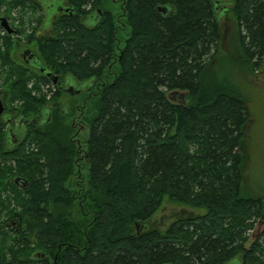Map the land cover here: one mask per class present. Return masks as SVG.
<instances>
[{"label": "trees", "instance_id": "16d2710c", "mask_svg": "<svg viewBox=\"0 0 264 264\" xmlns=\"http://www.w3.org/2000/svg\"><path fill=\"white\" fill-rule=\"evenodd\" d=\"M66 2L51 35L36 34L39 17L26 40L58 80L92 83L72 114L58 87L49 100L31 94L9 36L0 47L8 102L23 101L0 117V264H264V197L243 185L250 113L235 78L264 61V0L231 1L237 34L225 55L237 68L223 81L212 72L219 1L120 0L118 14L107 0ZM87 102L81 146L71 121ZM18 116L22 140L9 136ZM166 199L203 212L154 227Z\"/></svg>", "mask_w": 264, "mask_h": 264}, {"label": "rangeland", "instance_id": "374dc122", "mask_svg": "<svg viewBox=\"0 0 264 264\" xmlns=\"http://www.w3.org/2000/svg\"><path fill=\"white\" fill-rule=\"evenodd\" d=\"M43 4L46 6V9L39 8L37 0H29L23 5H19L16 8L11 9L10 11L5 8V5L0 7V15H4L6 17L11 18L12 24L16 28H20V36L10 35L9 39L13 41H17L19 39L22 48H30L34 52H36L35 45L27 43V35L30 34V31L37 26V20L41 17V22L38 26L44 27L46 22L47 15L50 16L51 12L57 8L56 0H41ZM219 1V7L223 6L225 11L223 14L218 16L219 27H220V49L219 53L220 57L217 58L216 62L212 66L213 78L217 80H222L226 74H231L234 77L235 70L237 66L232 64L230 60L225 55V50L230 49L234 46V40L236 38L237 29H236V21L235 16L231 11L232 0H217ZM51 5V6H50ZM107 8H110L114 14L120 13V0H107L106 4ZM7 10V12H4ZM222 8L218 10V13L221 12ZM47 11V13H46ZM14 23H13V20ZM84 22L88 25L93 24V18H86ZM118 26H120L121 33L119 36L123 38L127 34V28L125 27L124 21L122 17L118 18ZM48 26L46 25V28ZM37 29V30H39ZM49 27L46 29L48 30ZM44 33V32H42ZM4 38L6 35L0 31V47L1 50H4ZM14 53H16V58L18 59L21 55L20 52L15 49ZM34 57V56H33ZM13 58L14 62H18L20 60L23 64V67L27 69V75L29 78L26 80V85L29 90H31V94L35 96H39L43 94V97L46 100L50 99L51 94L55 91V85L51 82H45L44 80L38 78V75L41 74L38 69H33L26 64L21 59ZM43 66V65H42ZM45 67V66H44ZM46 68V67H45ZM2 71H0V89H7L9 91V80H8V69L7 66L5 68L0 67ZM47 69V68H46ZM49 70V69H47ZM50 71V70H49ZM12 78V77H11ZM65 78H69V82L75 83L76 88H83L86 86L87 81H78L73 76L67 75ZM236 82L241 87V94L245 96L247 100V105L250 113L249 120L246 125L245 130V143H246V158H245V169L244 173V188L245 191L251 195H259L264 197V61L258 70L248 69L246 71H238L236 73ZM65 80V81H67ZM223 81V80H222ZM52 84V85H51ZM77 85V86H76ZM84 89V88H83ZM7 93V91H5ZM69 96V95H68ZM71 100L68 102V107L71 111V114L77 109V105H81V101L86 96V92L82 91L80 95L72 94ZM65 96H61L60 100L64 103V108H66V100ZM23 101L21 99H15L12 103L8 102V108H16L19 107ZM91 102H87L84 108V115L82 118L79 116H75V124L71 121V124L75 126L77 130L74 135L79 139L81 146L84 145V139L86 136V123L87 116L91 114L90 109ZM89 108V109H88ZM82 107L79 108L81 111ZM11 116V114H10ZM79 120H82L80 122ZM78 127L81 129L79 131ZM10 137L16 139L18 137L19 140H22L25 136V125L21 124L19 116L16 117L12 128L10 129ZM17 140V139H16ZM30 147V149L37 150V146L35 143L31 142L27 145L26 149ZM42 160V159H41ZM202 209H193L188 206H184L177 203L169 202L167 199L164 200L160 209L154 214L150 223L154 227L163 228L166 227L172 220L178 217H184L187 215H196L202 213ZM15 226V224H12ZM257 223L255 224V227ZM258 230V227L257 229ZM33 264H41L40 262ZM226 264H240L238 258H233Z\"/></svg>", "mask_w": 264, "mask_h": 264}, {"label": "flooded vegetation", "instance_id": "af4514ba", "mask_svg": "<svg viewBox=\"0 0 264 264\" xmlns=\"http://www.w3.org/2000/svg\"><path fill=\"white\" fill-rule=\"evenodd\" d=\"M37 2H38V7L43 8V9H46V6L43 4V2L41 0H37ZM56 3H57V6H56L57 8H55L54 11L51 12L50 16L47 15L46 20H45L46 24H45L44 27H40V29L38 28L39 30H36V34L37 35H43V34L44 35H47V34L51 35L53 33L51 19L54 16H56V15L58 16L60 14H65V13L71 14V11L69 10L71 7L69 5H67L66 0H56ZM46 13H47V11H46ZM0 16H3V17H5L7 19L9 25L13 29V32L11 34H8L5 31V29L2 28L1 26H0V31L2 33H4L6 36H9V37H10V35H17L19 37L20 34H21L20 33V28H16L12 24L11 18L6 17L4 15H0ZM87 18H91V17H87ZM12 20H13V18H12ZM13 23H14V20H13ZM46 25L49 27L48 30H46L48 28V27L46 28ZM32 30L30 31V33H32ZM42 32H44V33H42ZM27 43H29V42H27ZM32 45H35V44L32 43ZM13 46H14V48H13V50H11V54H12L13 58L17 59L15 57L16 56V53H14L15 49H17L20 52V54H21L18 59L23 60L26 64H29V66L32 67L33 69H37L36 68V65H37L36 56L38 55L37 54V51L38 50H37V46L36 45H35L36 52H34L30 48H27V49L24 48L23 49L22 46H21V43H20L19 39H17V41H13ZM18 62H21V61L18 60ZM65 80H67V78H63V79H59V80L57 78L56 85L53 84V85H55V87H58L60 90H62V95L61 96L62 97L65 96V98H66L65 99L66 100V104H67L66 108H64V103L60 100V103L62 104L63 109L66 110V111H68V108H69L68 107V105H69L68 102L71 100V96L70 95H72V94L80 95L82 91H85L86 92V96L81 101V104L84 105V102L87 101L86 99H88L89 94L90 95L93 94V91L91 89L92 83L90 81H87V84H86L85 87H83L84 88L83 89V88H76V87H74L75 86V83H77V82L71 83V82H69V78H68L67 81H65ZM5 90L6 89H0V117L9 121L11 119L10 118V114L12 112H10V108L7 107V104H8L7 97H8V95H7V93H5ZM55 90H56V88H55ZM77 107H78V105H77ZM75 119H76L75 117L72 119L73 120V124H75ZM79 121L83 123L82 120H79ZM21 124H23V123L21 122ZM78 129H79V131L81 130L79 127H78Z\"/></svg>", "mask_w": 264, "mask_h": 264}, {"label": "water", "instance_id": "95a60500", "mask_svg": "<svg viewBox=\"0 0 264 264\" xmlns=\"http://www.w3.org/2000/svg\"><path fill=\"white\" fill-rule=\"evenodd\" d=\"M159 10L165 11V9L159 8ZM98 13H100V9H98ZM0 26L5 29L8 34L13 32V29L9 25L7 19L3 16H0ZM39 68V71L45 74L47 77H50L54 83H57V76L54 75L51 71L47 70L44 66H40L39 64L36 65ZM11 131L9 130V136L11 135Z\"/></svg>", "mask_w": 264, "mask_h": 264}, {"label": "bare ground", "instance_id": "6f19581e", "mask_svg": "<svg viewBox=\"0 0 264 264\" xmlns=\"http://www.w3.org/2000/svg\"><path fill=\"white\" fill-rule=\"evenodd\" d=\"M53 82V81H52ZM54 83V82H53Z\"/></svg>", "mask_w": 264, "mask_h": 264}]
</instances>
